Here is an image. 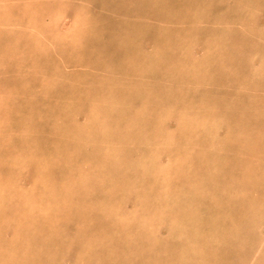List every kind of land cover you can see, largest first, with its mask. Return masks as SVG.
Instances as JSON below:
<instances>
[{
    "label": "rangeland",
    "instance_id": "rangeland-1",
    "mask_svg": "<svg viewBox=\"0 0 264 264\" xmlns=\"http://www.w3.org/2000/svg\"><path fill=\"white\" fill-rule=\"evenodd\" d=\"M0 264H264V0H0Z\"/></svg>",
    "mask_w": 264,
    "mask_h": 264
},
{
    "label": "crops",
    "instance_id": "crops-1",
    "mask_svg": "<svg viewBox=\"0 0 264 264\" xmlns=\"http://www.w3.org/2000/svg\"><path fill=\"white\" fill-rule=\"evenodd\" d=\"M110 12H108V13H105V14H109ZM111 15H114V14H111ZM153 20H156V18H153ZM158 20V19H157Z\"/></svg>",
    "mask_w": 264,
    "mask_h": 264
},
{
    "label": "bare ground",
    "instance_id": "bare-ground-1",
    "mask_svg": "<svg viewBox=\"0 0 264 264\" xmlns=\"http://www.w3.org/2000/svg\"><path fill=\"white\" fill-rule=\"evenodd\" d=\"M131 140V139H130ZM142 158V157H141ZM139 165H140V163H139Z\"/></svg>",
    "mask_w": 264,
    "mask_h": 264
}]
</instances>
